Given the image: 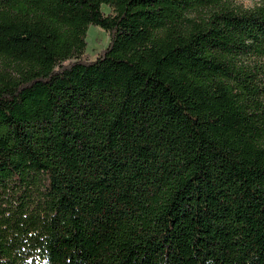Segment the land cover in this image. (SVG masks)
I'll return each instance as SVG.
<instances>
[{"label": "trees", "instance_id": "obj_1", "mask_svg": "<svg viewBox=\"0 0 264 264\" xmlns=\"http://www.w3.org/2000/svg\"><path fill=\"white\" fill-rule=\"evenodd\" d=\"M0 264H264V0H0Z\"/></svg>", "mask_w": 264, "mask_h": 264}, {"label": "rangeland", "instance_id": "obj_2", "mask_svg": "<svg viewBox=\"0 0 264 264\" xmlns=\"http://www.w3.org/2000/svg\"><path fill=\"white\" fill-rule=\"evenodd\" d=\"M258 0H233V5L242 8H251L256 5ZM106 14H112L111 7L104 6ZM114 14V13H113ZM110 42L109 32L101 28L100 26L92 25L89 27L87 33V50L86 56L89 59H95L98 54L105 49Z\"/></svg>", "mask_w": 264, "mask_h": 264}]
</instances>
